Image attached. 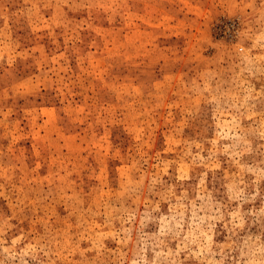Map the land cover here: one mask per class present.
I'll return each instance as SVG.
<instances>
[{"label": "rangeland", "instance_id": "1", "mask_svg": "<svg viewBox=\"0 0 264 264\" xmlns=\"http://www.w3.org/2000/svg\"><path fill=\"white\" fill-rule=\"evenodd\" d=\"M0 264H264V0H0Z\"/></svg>", "mask_w": 264, "mask_h": 264}]
</instances>
